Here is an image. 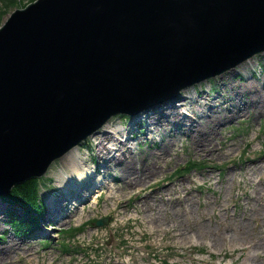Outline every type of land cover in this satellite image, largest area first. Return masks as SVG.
Segmentation results:
<instances>
[{"label":"rangeland","instance_id":"rangeland-1","mask_svg":"<svg viewBox=\"0 0 264 264\" xmlns=\"http://www.w3.org/2000/svg\"><path fill=\"white\" fill-rule=\"evenodd\" d=\"M4 4L0 0L1 11ZM19 8L7 10L0 27ZM260 54L253 56L252 62L182 93L186 97L182 102L186 109L195 103V112L179 110L198 123L190 131L181 126L182 131L176 137L179 141L172 140L174 133H170L173 127L168 125L166 109L173 102L169 101L149 111V115L145 113L135 119L141 128H131L138 132L133 138L130 134L123 136L129 130L127 120L115 117L110 126L124 130L121 135L101 134L80 147L81 154L94 163L95 172L103 181L113 180L110 183L115 194L106 186L98 188L104 189L100 196L82 191L83 199L65 202L70 209L59 215L61 219L56 224L52 214L46 216L50 211L48 196L54 200L66 196L63 199L66 201L68 195H77L73 187H65L66 183L71 185L74 175L62 161L63 157L52 164L45 177L37 179L42 204L39 216H27L25 210H17L0 196V244L14 237L16 241L5 243L7 251L12 243H16V250L26 249L27 244L30 247L16 258V251H9L7 259L12 260L11 264L38 261L51 264L55 258L56 264H264V258L260 259V252H264V186L261 185H264V52ZM242 83L251 84L238 93ZM220 94L228 95L234 103H224L218 98ZM243 102L251 105L242 106ZM157 109L163 113L162 124L167 125L155 127L160 115V112L153 114ZM124 137L131 138L126 146L130 147L128 151L124 155L111 152L106 156L107 148L117 149L115 141L126 143ZM112 154L116 157L110 166L103 160ZM101 163L106 167L104 171L99 170ZM63 177L68 180L62 182ZM260 178L262 189L255 199L252 184ZM75 186L79 189L82 184ZM186 197L192 213H187L186 204H181ZM1 203L8 209L7 213ZM58 209L55 207L52 212ZM77 212L79 215L75 216ZM16 216L31 217V222L41 221L31 231L21 223L16 225ZM104 218H109L108 225L96 227L95 221ZM68 219L70 222L65 224ZM24 236L27 241L21 239ZM24 242L27 244H20ZM64 245L69 251H65ZM169 251L174 254L169 255L172 254ZM33 254L38 258H30ZM0 264L9 263L1 259Z\"/></svg>","mask_w":264,"mask_h":264},{"label":"water","instance_id":"water-1","mask_svg":"<svg viewBox=\"0 0 264 264\" xmlns=\"http://www.w3.org/2000/svg\"><path fill=\"white\" fill-rule=\"evenodd\" d=\"M263 52L264 0H36L15 10L0 27V196L45 176L113 116L136 119Z\"/></svg>","mask_w":264,"mask_h":264},{"label":"bare ground","instance_id":"bare-ground-1","mask_svg":"<svg viewBox=\"0 0 264 264\" xmlns=\"http://www.w3.org/2000/svg\"><path fill=\"white\" fill-rule=\"evenodd\" d=\"M256 34V33H255ZM255 36V35H254ZM258 37H259V35H256L255 36V38H256V42H258ZM262 47V46H261ZM248 62V61H247ZM249 62H252V59L251 60H249ZM246 63V62H245ZM244 63V64H245ZM243 65V64H242ZM209 82V81H208ZM251 82V81H250ZM248 84H251V83H242L241 84V86L239 87V89H238V93H240ZM234 85H237V84H234ZM234 85H231V88H232V86H234ZM232 91H233V89H232ZM182 95V93L180 94V95H178L176 98H174V99H172L171 100V102H173L172 103V107H170V105H169V107L170 108H167L166 109V111H167V118L169 119V123H168V125H172V127H173V129L170 131V133H174V137H173V139L172 140H176V142L177 141H179V138L178 139H176V137H178V134L177 133H180L181 131H182V129H181V126L185 129V128H187V130L186 131H190V130H192L194 127H195V125L198 123V121H196V120H192V119H190V117H188V115H186V113H183L182 111H180L179 109H181V110H183V109H185L187 112H192V113H194L195 112V110L193 109V107H194V104L195 103H192V104H190V108H187L186 109V104H184V103H182V102H184L185 100H186V97H184V96H181ZM193 97V96H192ZM218 98H220V99H222V101L224 102V103H229V104H232V103H234L233 102V100L228 96V95H223V94H220L219 95V97ZM234 99V98H233ZM195 100V99H194ZM167 105V104H166ZM198 105V104H197ZM249 105H251V102H247V104H246V102H243L242 103V106H249ZM179 107V108H178ZM178 109V110H177ZM204 109V108H203ZM156 112H153V114H155V113H159L160 112V115H158V117H157V121H156V123H155V127H162V126H165V125H167V124H162V118H163V113H162V111H160L159 109H157V110H155ZM204 111V110H203ZM71 115V114H70ZM180 115H181V117H180ZM73 117H75V116H73ZM78 117V116H77ZM115 116H113L112 118H114ZM202 116H200L199 118H201ZM189 118V119H188ZM71 119V118H70ZM67 121V120H66ZM60 122H62V120H60ZM69 123V122H68ZM194 123V124H193ZM161 125V126H160ZM67 127V126H66ZM59 129H63V128H59ZM108 131H105L104 132V135H113L114 133H120V131H121V128L120 127H118V128H115V127H113V126H108V129H107ZM151 133H152V131H151ZM136 134V133H135ZM124 136V135H123ZM150 136V135H149ZM188 137V136H187ZM129 140V139H128ZM98 145H103V142L102 141H100L99 143H98ZM169 144H167L166 143V146H168ZM171 145H176V144H171ZM170 145V146H171ZM114 146H116L117 147V149H115V153H123L122 155H124L127 151H128V149L129 148H127L126 146L127 145H123V144H116V145H114ZM123 147H125V149L123 148ZM113 148V147H112ZM107 151V150H106ZM169 151H170V149H169ZM113 155V154H112ZM110 156V158H106V159H104V157H103V162H106L108 165H113V163H114V157L115 156ZM107 156V155H106ZM62 161H64V163L66 164V166L67 167H69L70 168V170H72V172H73V177H72V179L70 180V182H71V184H73V183H76L77 181H76V179H78V181L80 182L81 180H83L82 182H80V184H82V186L77 190V195H68V197H69V200L71 199V202L73 203L74 201H78L79 199H81L82 197H85V195H81L80 194V192L81 191H86V190H88V191H92L91 189H96V190H98V191H95V192H97V194L96 195H102V192H103V190L104 189H102V190H99L98 188H100L101 186L103 187V186H106V188H108L110 191H111V194H115V193H113L114 192V190H115V188H112L111 187V183L110 182H112L113 183V180H110L109 182H107V180H109V179H107L105 182L103 181V178H101L100 176V174H97L96 172H95V166H94V163L91 161H88L84 156H83V154H81V152H80V150H76V151H74L73 153H71V154H69V155H67L66 157H64L63 159H62ZM263 163V162H262ZM102 168L103 169H101V170H104V169H106V167H105V165H104V163H102ZM253 168V167H252ZM252 168H251V170H250V173H252ZM94 173H96V174H94ZM77 174V175H76ZM114 173L112 172V176L114 177ZM251 178V177H250ZM261 179L262 178H260V180H258V181H255V182H253V187H254V195H253V197L255 196V199L257 198V196H256V193L260 190V189H262L261 188V186H260V184H261ZM68 179L66 178V177H63V179H62V182H66ZM251 180V179H250ZM251 181H253V179L251 180ZM78 183V182H77ZM130 183H133V181H131ZM260 183V184H259ZM136 184V183H135ZM258 184H259V187H258ZM69 185V184H68ZM67 185V183L65 184V186L66 187H71V185L70 186H68ZM262 186H264L263 184H261ZM257 187H258V189H257ZM15 188V187H14ZM104 188V187H103ZM111 188H112V190H113V192H112V190H111ZM116 191V190H115ZM72 193V192H71ZM66 197V196H65ZM65 197H62L61 199L59 198V200L58 199H56V200H54V199H50L49 197L47 198V205H48V209H50V211L49 212H47V214H46V216L48 215V213H50V214H52V218H56V219H53V220H55L56 222V224L60 221V219H61V216H59L60 214H62L64 211H66L67 212V210H69L68 208H66V206H65V202H68V200H66V201H64L63 199L65 198ZM67 197V198H68ZM188 197H186V198H184L183 200H181V204L183 205V204H186V206H185V211H187V213H192L191 212V209H192V206L191 205H189V202L188 201H186L185 199H187ZM83 199V198H82ZM164 201H167V199H163ZM184 201H186V202H188V203H186V202H184ZM151 203V202H150ZM2 204V203H1ZM152 204V203H151ZM190 204H192V200L190 201ZM155 205V204H154ZM2 206H3V204H2ZM8 206V208L11 210V207L9 206V205H7ZM64 206V207H63ZM55 207H57V208H59L57 211H55L54 213L52 212V210L55 208ZM63 207V208H62ZM161 206H159V208H160ZM3 208H4V206H3ZM27 208H30L31 210L33 209V207L32 206H29L28 204H27ZM5 209V208H4ZM9 210V211H10ZM72 210V209H71ZM4 211H7L8 212V209L6 208ZM79 211V210H78ZM43 212H44V209H43ZM65 212V213H66ZM73 213V212H72ZM177 214V211H174L173 212V215H176ZM1 215V214H0ZM64 215V214H63ZM62 215V216H63ZM77 215H79V213L77 212L76 214H75V216H77ZM172 215V216H173ZM69 215H67V217H68ZM75 216H73L72 218H74ZM154 217H157V215H153ZM67 217H64V218H67ZM63 218V217H62ZM71 218V219H72ZM71 219H68V220H66L64 223L66 224V223H69L70 222V220ZM45 220H47V219H45ZM119 221V220H118ZM124 222V221H123ZM51 223V222H50ZM63 223V224H64ZM172 224H174L175 223V221H172L171 222ZM59 225H62V224H59ZM177 225V224H176ZM169 227H171V226H169ZM165 230H166V228H165ZM187 237V236H186ZM193 237V236H192ZM191 237V238H192ZM198 238V237H197ZM21 239H23V240H28V238H25V236L22 238L21 237ZM11 240H15V238L14 237H11L10 238V240H8V241H4V242H2V244H0V262H1V259L4 261V262H7V263H9V264H11V262H12V260H10V259H7V256H8V254H9V251H12V252H14V251H16V253H15V258H16V256L18 255V254H20L21 252H26L30 247H29V245L26 243V242H24V243H20V244H27L26 245V249H22V250H16V248L14 247V245L16 244V243H12V245H11V247H10V249H9V251H7V246L5 245V243H9ZM198 240L199 241H201V239H199L198 238ZM16 241V240H15ZM202 242V241H201ZM207 242H213V240H208ZM19 245V244H18ZM1 250H2V252H1ZM256 250H258V248L257 247H255V251ZM258 255H259V253H258ZM30 256V258H34V257H37L38 258V255L37 254H33V255H29ZM260 257V256H259ZM51 260V259H50ZM49 260V261H50ZM53 260L54 259H52L51 260V264H55V262H53ZM40 262L38 261V263L37 264H39ZM48 264H49V262H48Z\"/></svg>","mask_w":264,"mask_h":264},{"label":"trees","instance_id":"trees-1","mask_svg":"<svg viewBox=\"0 0 264 264\" xmlns=\"http://www.w3.org/2000/svg\"><path fill=\"white\" fill-rule=\"evenodd\" d=\"M4 9L0 10V24L3 22V18L6 15L7 10L9 11L11 8L20 7L22 8V3L17 0H3ZM17 2L20 5H17ZM9 8V9H8ZM40 198H41V187L38 183V180H30L23 185L15 187L9 194L6 196H2V199L9 202L10 204L17 207V210H25L27 215L29 214H36L39 216L41 212L40 205ZM27 204L32 206L33 209L27 208ZM18 216L14 218V222L16 225H20V223L24 226V229H33V225L37 224L38 222H30L24 225L19 219ZM13 223V222H12ZM14 224V223H13Z\"/></svg>","mask_w":264,"mask_h":264}]
</instances>
